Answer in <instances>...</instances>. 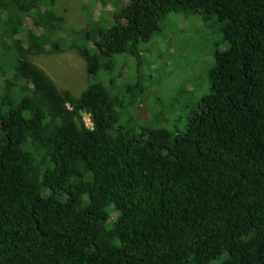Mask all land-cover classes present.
Wrapping results in <instances>:
<instances>
[{
	"label": "trees",
	"instance_id": "1",
	"mask_svg": "<svg viewBox=\"0 0 264 264\" xmlns=\"http://www.w3.org/2000/svg\"><path fill=\"white\" fill-rule=\"evenodd\" d=\"M109 1L0 0V264H264V0ZM172 13L224 47L182 126L140 79ZM67 49L78 96L28 58Z\"/></svg>",
	"mask_w": 264,
	"mask_h": 264
},
{
	"label": "rangeland",
	"instance_id": "2",
	"mask_svg": "<svg viewBox=\"0 0 264 264\" xmlns=\"http://www.w3.org/2000/svg\"><path fill=\"white\" fill-rule=\"evenodd\" d=\"M60 1L68 3L65 16L72 29H79L86 23L85 13L79 9L86 0ZM111 6L109 0H97L95 9H100L99 7L110 9ZM202 18L196 14L172 13L161 25L163 36L161 38L153 36L141 47L145 49L143 65L140 68L143 86H147L145 89L151 96L161 101L163 108L166 109L167 104H171L175 110L180 111L177 117L181 120L179 124L181 126L186 115L197 107V103L209 89L207 74L213 64L216 48L224 49L221 47L222 34L218 22L206 24ZM157 54H160L159 63L151 64L157 62L154 60ZM28 58L43 70L60 90H67L78 96L88 86L85 62L75 50L59 52L53 50L51 54L30 55ZM154 69L156 74H152ZM123 77L130 78V75L123 74ZM145 91L142 93L143 96L147 94ZM151 105L149 102L148 108ZM145 111H140L136 115L140 125H147L150 128L173 126L166 120H152L151 112ZM83 119L85 124L91 127L86 115H83Z\"/></svg>",
	"mask_w": 264,
	"mask_h": 264
}]
</instances>
